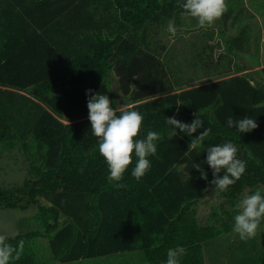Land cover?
Listing matches in <instances>:
<instances>
[{
    "label": "trees",
    "instance_id": "obj_1",
    "mask_svg": "<svg viewBox=\"0 0 264 264\" xmlns=\"http://www.w3.org/2000/svg\"><path fill=\"white\" fill-rule=\"evenodd\" d=\"M183 2L0 0V152L18 149L29 163L22 186L0 187V207H38L30 231L6 238L13 247L24 241L20 259L10 264H98L123 254H137L140 264H166L168 250L177 246L186 249L180 264H207L205 246L234 231L245 191L264 193V68L186 87L183 62L169 58L160 38L169 20L179 27L191 18L179 6ZM248 37L243 27L225 40L222 61L233 63ZM194 56L207 60L211 48ZM248 69L236 64L233 70ZM88 89L108 95L118 116L139 112L140 138L160 134L140 180L131 175L133 154L123 179L109 182L91 130ZM195 114L204 125L191 137L179 129L175 134L166 122L174 116L190 124ZM245 116L258 128L239 133L227 126L229 117ZM205 128L209 135L190 147ZM226 142L239 149L246 172L218 194L227 204L202 225L195 205L215 188L207 149ZM44 238L49 258L39 243ZM240 264H264V249Z\"/></svg>",
    "mask_w": 264,
    "mask_h": 264
},
{
    "label": "rangeland",
    "instance_id": "obj_2",
    "mask_svg": "<svg viewBox=\"0 0 264 264\" xmlns=\"http://www.w3.org/2000/svg\"><path fill=\"white\" fill-rule=\"evenodd\" d=\"M232 6L211 26L201 28L195 18H190L179 27L172 37L168 31L160 35L162 44L166 45L169 58L175 62H183V82L186 87H195L214 81L219 77L246 74L264 68V0H231ZM249 29L245 50L232 55L233 63H224L227 55L225 40L237 36L240 29ZM205 47L211 48V56L207 60L196 61L195 54ZM204 58V55H202ZM236 64L246 65L249 69L234 71ZM234 69V70H233ZM115 81L114 74L112 75ZM66 122V120H64ZM29 163L18 150L0 152V187L22 186L28 175ZM264 189V187H263ZM248 188L241 199L250 195ZM240 199V200H241ZM239 200V201H240ZM41 203H46L41 200ZM227 204L212 190L195 206L198 219L202 225L211 221L214 208ZM38 211L37 205L29 204L23 209L0 207V235L6 238L30 231L33 217ZM45 257H50L48 239L40 240ZM259 249H264V220L257 230V235L247 241L241 240L235 231L226 233L205 246L207 264H240L242 259ZM137 254L116 255L111 259L103 258L98 264H140ZM96 261V262H98ZM52 264H63L52 262ZM79 264V263H78ZM97 264V263H88Z\"/></svg>",
    "mask_w": 264,
    "mask_h": 264
},
{
    "label": "clouds",
    "instance_id": "obj_3",
    "mask_svg": "<svg viewBox=\"0 0 264 264\" xmlns=\"http://www.w3.org/2000/svg\"><path fill=\"white\" fill-rule=\"evenodd\" d=\"M179 2V0H178ZM179 6L184 13L198 21L201 28L211 26L228 10L226 0H184ZM168 32L172 37L176 35V27L173 20L168 22ZM88 96L87 108L93 135L99 138V153L104 158L110 171L109 182H119L129 165L133 162V154L136 165L131 173L140 180L150 170L151 164L147 157L157 151L156 142L160 134L148 131L146 137H141L143 116L135 110H123L118 116L111 106L108 95L92 94V90L86 91ZM196 118L189 124L181 122L173 117L166 118L168 125L172 126L174 133L179 129L181 133L193 136L204 125L203 121ZM229 128L235 127L239 133H249L258 128L255 119L245 116L239 120L227 119ZM211 129L205 128L203 132L194 138L190 147H197ZM239 149L232 142L216 145L207 149L206 163L213 170L215 179L211 181L217 194L229 190L241 179L246 172V162L237 157ZM222 170L224 175L220 176ZM201 177L207 180V174L201 171ZM117 188L126 187L125 184L116 183ZM238 214L234 216L233 230L239 234L241 240L247 241L257 235L258 227L264 220V193L257 189L252 194H246L236 205ZM24 247V241L19 242L18 247H13L7 242L6 237L0 235V264H10L12 260L20 259ZM186 255V249L177 246L167 252L166 264H180L181 258Z\"/></svg>",
    "mask_w": 264,
    "mask_h": 264
}]
</instances>
